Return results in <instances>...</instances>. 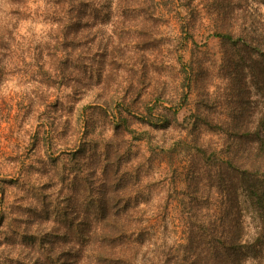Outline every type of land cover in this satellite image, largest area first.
<instances>
[{"label": "rangeland", "instance_id": "1", "mask_svg": "<svg viewBox=\"0 0 264 264\" xmlns=\"http://www.w3.org/2000/svg\"><path fill=\"white\" fill-rule=\"evenodd\" d=\"M191 1L201 13L191 25L190 8L175 0L160 4V22H144L143 31L145 12L117 11L105 23L87 9L79 29L86 46L55 43L64 25L39 0L21 14L0 12L14 37L0 44V264H79L73 248L81 256V239L92 233L89 204L101 197L112 203L123 187L157 219L137 251L139 264H169L155 251L179 240V179L172 175L185 164L179 149L193 137L192 122L204 112L212 128L199 121L200 137L222 145L232 137L225 124L239 114L237 100L248 108L246 123L264 122L258 70L245 68L247 54L237 57L250 85L232 90L233 68L221 38L209 32L213 0ZM151 29L156 39L147 41ZM63 49L87 53L80 63ZM240 206L244 237L261 231L264 240V209Z\"/></svg>", "mask_w": 264, "mask_h": 264}, {"label": "trees", "instance_id": "2", "mask_svg": "<svg viewBox=\"0 0 264 264\" xmlns=\"http://www.w3.org/2000/svg\"><path fill=\"white\" fill-rule=\"evenodd\" d=\"M174 1L39 0V6L43 7L44 13L53 16V21L64 25L65 31L54 35L55 43L63 47L73 44L86 46L87 35L79 33V29L83 23L82 14L87 12V9L94 14V20L96 18L105 23H108L117 11L145 12L147 16L139 28V31H143L146 29L144 22H152L154 27L160 22V15L157 14L160 4L171 6ZM176 1L190 8V19L186 21L188 25L199 19L201 13L198 11L196 14L193 1ZM212 4L216 9L213 13L214 24L209 32L221 38L225 61L233 68L232 90L245 92L249 89V81L241 78V68L235 64L238 62L237 57H240L241 61L246 58L243 54H247L245 68L251 70L252 75L255 69L258 70L264 98V13L259 12V8H264V0H213ZM28 9L29 0H0L2 13L21 14ZM151 30L150 34L146 35L147 41L156 39L155 31ZM11 32L7 21H1L0 44L14 38ZM88 38L90 42H95L96 32L91 33ZM63 50L65 53L61 51L62 55L80 63L87 53L83 49H75L72 52ZM255 53L260 57L258 61L251 56ZM75 70L72 69V72ZM235 104L239 114L234 116V121L225 124L232 134L227 145L207 143L200 137L199 121H204L202 124L212 128L204 112H199V116L192 122L193 137L181 139L184 149H179V154L183 150L187 152V156L179 173L174 172L172 175L173 179H179V206L182 213L180 236L179 240H174L171 245H157L158 251L155 253L160 257L158 262L163 260L169 264H264L263 234L259 231L254 236L244 237L240 220L242 202L258 204L264 209V122L258 125L246 123L248 108L244 112L243 102L237 100ZM203 115L205 117H202ZM216 126L222 124L217 123ZM125 178L126 176L117 177L116 180L120 182L126 180ZM114 199L116 201L109 203L101 197L89 204L93 217L88 218L87 223L92 233L80 238L84 243L81 256L76 255L79 250L73 248L75 262L140 263L137 251L144 246L150 230L156 231L153 227H158L157 219L151 221L147 209L142 207L140 202L131 199V191L128 188L119 189ZM211 205H215L219 211L203 210ZM259 214L263 216V212ZM135 235L140 238L137 245L131 241Z\"/></svg>", "mask_w": 264, "mask_h": 264}, {"label": "clouds", "instance_id": "3", "mask_svg": "<svg viewBox=\"0 0 264 264\" xmlns=\"http://www.w3.org/2000/svg\"><path fill=\"white\" fill-rule=\"evenodd\" d=\"M173 243L172 239H168V244L171 245Z\"/></svg>", "mask_w": 264, "mask_h": 264}]
</instances>
